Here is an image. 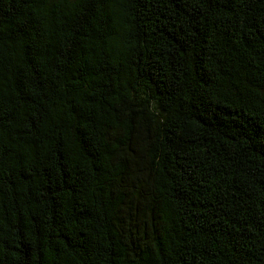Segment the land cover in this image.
Segmentation results:
<instances>
[{"label": "trees", "instance_id": "obj_1", "mask_svg": "<svg viewBox=\"0 0 264 264\" xmlns=\"http://www.w3.org/2000/svg\"><path fill=\"white\" fill-rule=\"evenodd\" d=\"M0 264H264V0H0Z\"/></svg>", "mask_w": 264, "mask_h": 264}]
</instances>
